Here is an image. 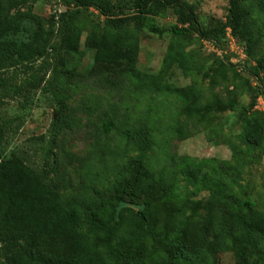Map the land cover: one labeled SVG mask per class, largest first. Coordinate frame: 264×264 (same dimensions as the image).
Here are the masks:
<instances>
[{"label":"rangeland","instance_id":"rangeland-1","mask_svg":"<svg viewBox=\"0 0 264 264\" xmlns=\"http://www.w3.org/2000/svg\"><path fill=\"white\" fill-rule=\"evenodd\" d=\"M111 1L121 6L119 17L135 12L132 0ZM185 1L198 5L204 25L228 21L229 0ZM244 5L251 11L245 27L253 40L235 36L240 48L252 47L242 67L231 59L230 29L214 39L193 30L174 36L171 26L186 25L172 11L149 17L140 29L132 23L115 28L99 9L77 8L73 0H38L14 11L44 20L76 13L83 31L76 53L66 51L58 32L52 40L56 49L33 66L0 73V150L20 155L43 174L62 208L76 214L79 230L108 262L131 259L122 242L141 221L138 208L124 206L118 221H112L110 240L90 222L86 208L92 206L98 218L108 220L128 186L139 203L152 196L150 215L157 231L174 209L176 231L191 220L210 228L208 239L219 250L217 264H245L234 245L242 238L248 239V264H264V137L254 147L244 138L253 124L262 126L264 134V69L257 73L264 56V0H244ZM107 29L126 34L127 42L137 40L138 70L162 74L177 88L192 87L193 102L173 92L142 89L123 62L112 67L97 63L86 37ZM171 44L190 56L184 69L164 67ZM218 102L223 108L209 109ZM142 129L153 143L139 161ZM196 168L208 184L188 178ZM252 220L262 229H252ZM222 222L225 231L217 237ZM154 243L149 236L142 243L139 257L147 264L164 260ZM214 261L202 251L195 262Z\"/></svg>","mask_w":264,"mask_h":264},{"label":"trees","instance_id":"trees-1","mask_svg":"<svg viewBox=\"0 0 264 264\" xmlns=\"http://www.w3.org/2000/svg\"><path fill=\"white\" fill-rule=\"evenodd\" d=\"M38 0H0V73L21 65L33 66L36 61L56 49L52 40L58 32H62V44L69 53H76L80 47L82 28L77 23V14L62 12L52 16V20H44L30 12H14L22 6H31ZM135 12L130 16L119 17L121 6L111 0H73L77 8L96 7L110 18L115 28H122L132 23L136 28L148 24V18L172 11L186 26H171L169 30L174 36L183 35L191 30L200 37L214 39L228 29L232 35L250 43L245 24L251 15L244 0H229L228 21L226 23L210 21L204 25L200 19L198 5L185 0H132ZM56 17V18H55ZM158 31L165 29L152 26ZM247 43V44H248ZM248 46V45H247ZM86 48L94 49L95 60L100 65L115 66L124 63V70L136 79L142 89H154L159 92H173L192 103L195 95L192 87L177 88L162 80L163 75L144 73L137 68L138 42H127L126 34L111 32L108 29L101 33L91 32L86 37ZM252 47H250L251 49ZM250 49L248 51L250 53ZM190 56L182 49L171 44L164 60V67L177 64L185 68ZM264 69V56L259 59L257 73ZM258 76V75H257ZM17 86L16 89H19ZM221 103L212 104L209 109ZM192 111V110H191ZM194 111V110H193ZM3 125L0 122V141ZM138 136L140 147L139 161H143L152 145L150 132L142 129ZM264 137L263 128L253 124L244 138L250 147L256 146ZM233 149L234 146H233ZM188 178L208 184V180L199 169L188 171ZM125 193L108 220H101L95 215L92 206L86 208L90 222L107 232L110 240L115 226L125 205L137 206L140 223L123 240L122 247L130 253L124 264H147L140 260L142 243L149 236L155 242L156 250H161L164 260L157 264H197L202 251H208L218 262V248L208 239L210 228L196 224L193 220L183 225L178 231L175 228L174 209L167 214L166 224L156 230L150 215L152 196L143 202L130 197L128 186ZM224 222L217 225L216 236L225 231ZM252 229H262L258 220L251 221ZM177 232V237H175ZM247 238L234 241L235 247L243 263L248 264L245 257ZM0 264H112L105 260L90 242L89 237L79 230L76 214L62 208L58 195L48 188L43 174L35 170L18 154L9 156L0 150Z\"/></svg>","mask_w":264,"mask_h":264},{"label":"built area","instance_id":"built-area-1","mask_svg":"<svg viewBox=\"0 0 264 264\" xmlns=\"http://www.w3.org/2000/svg\"><path fill=\"white\" fill-rule=\"evenodd\" d=\"M230 37L232 38V44H231V48H230V53L232 55L231 59L232 62L235 63L236 65L239 66H244L245 60L248 57L247 51L245 48H240L235 42V37L232 35V33L230 34ZM236 54V56H235ZM235 58V60L233 59Z\"/></svg>","mask_w":264,"mask_h":264}]
</instances>
